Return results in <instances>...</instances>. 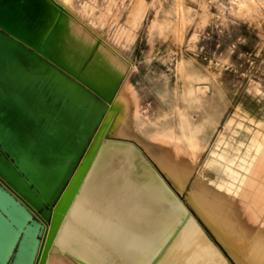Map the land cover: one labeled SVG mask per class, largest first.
I'll return each mask as SVG.
<instances>
[{"label": "bare ground", "instance_id": "bare-ground-1", "mask_svg": "<svg viewBox=\"0 0 264 264\" xmlns=\"http://www.w3.org/2000/svg\"><path fill=\"white\" fill-rule=\"evenodd\" d=\"M74 10L72 0H0V179L46 223L36 264L45 256V264H149L163 247L182 250V264H232L217 243L235 264H264V113L257 122L263 131L250 138L251 154L236 159H226L223 135L232 125L226 119L209 150V162L225 163L226 178L207 189L201 170L187 189L208 127H216L221 110L215 92L203 105L196 93L206 75L189 69L184 59L177 67L181 77H192L183 79L187 87L198 83L193 117L202 106L211 119L188 124L177 95L176 127L170 113L164 130L155 131L164 109L140 106L129 79L134 64ZM74 43L80 54L97 47L102 62L95 55L92 63L79 65L77 49L68 48ZM130 122L214 238L140 149L125 139H103L105 133L119 135ZM178 212L184 217L177 220ZM174 232L179 239L168 241Z\"/></svg>", "mask_w": 264, "mask_h": 264}, {"label": "rangeland", "instance_id": "rangeland-1", "mask_svg": "<svg viewBox=\"0 0 264 264\" xmlns=\"http://www.w3.org/2000/svg\"><path fill=\"white\" fill-rule=\"evenodd\" d=\"M72 3L75 6L74 13L79 16L84 14L85 19L92 21V26L101 36L108 39L125 58L134 63V68L131 67L133 70L130 69L129 79L136 88L141 107L146 109L167 107L174 102L177 95H181L185 85L187 86L184 78L177 72L182 59L187 61L189 69H196L198 72L201 70L200 73L206 75L204 80L198 81L200 86L204 85L203 89L196 93L203 105L207 97L215 92L221 110L216 127L208 130L207 147L189 175L185 185L187 189L201 170L204 180L208 183L207 189L213 188L215 183L226 178L223 170L225 163L220 167L217 163L207 161L205 157L221 136L223 125L229 117L232 119V125L226 135H223L228 141L227 152L232 159L247 152L251 154L252 147L249 146L251 136L254 132L263 131L257 122L263 119L264 113V0H72ZM88 25L91 26L89 23ZM81 29L84 32L88 30ZM75 43L68 45V48L72 46L74 48ZM96 48L94 50L92 47L91 51L88 50L90 46L86 47L89 52L84 48L85 52L80 54V48L77 49L75 46L76 62L79 61L78 64L85 67L94 61L93 57L96 55L94 58H99L95 60L101 63V55L94 53ZM86 53L89 54L85 56ZM44 54L53 60L50 57L52 55L46 52ZM78 54L85 58L83 63ZM198 83L197 81L190 83L191 89H196ZM176 89L179 92L177 95ZM140 94L144 95V102ZM116 95L117 93L114 97ZM160 97H169L167 105L160 103ZM236 112L246 113L252 120H242L240 116L232 114ZM171 122H177L176 113L171 117ZM103 136V139H128L125 136L108 133ZM223 161L226 162L225 159ZM153 164L157 168L155 163ZM174 190L189 213L195 216L205 232L214 238L186 200L185 191L178 192L176 187ZM182 217L183 214L178 212L177 220ZM51 225L52 220L49 227ZM217 245L225 257L235 264L228 252L219 243ZM165 252L166 250L157 253L158 256H162ZM46 258L47 256L42 264H45Z\"/></svg>", "mask_w": 264, "mask_h": 264}, {"label": "water", "instance_id": "water-1", "mask_svg": "<svg viewBox=\"0 0 264 264\" xmlns=\"http://www.w3.org/2000/svg\"><path fill=\"white\" fill-rule=\"evenodd\" d=\"M9 72L18 73L13 66ZM51 207L52 203L47 205L49 214ZM45 231L38 213L0 179V264H36Z\"/></svg>", "mask_w": 264, "mask_h": 264}, {"label": "crops", "instance_id": "crops-1", "mask_svg": "<svg viewBox=\"0 0 264 264\" xmlns=\"http://www.w3.org/2000/svg\"><path fill=\"white\" fill-rule=\"evenodd\" d=\"M129 64L133 65L134 63L131 62L129 60ZM185 80H191L192 77H189V75L184 76ZM134 86V84H132ZM194 91L195 89H191V84L188 85V87L186 86L185 90L183 93H181L180 95V100H183L184 102L180 103V107L182 108V112H183V116L185 117V120L188 124H192V123H198L199 121H201L202 117H206V113L204 111H206V109L203 111L202 106H200L196 112V116L197 117H193V95H194ZM178 90L176 89V95H177ZM136 94L135 91H133V89L130 90V96H134ZM141 96V100L142 102H144L143 98L144 95L140 94ZM169 97H160V103L162 105H167V102ZM152 102V101H151ZM185 103V104H184ZM187 103V106H186ZM173 104H169L167 105V107H163V106H158L163 108L164 110L161 112V117L159 118L160 121V125L154 126L152 129L155 131H159L162 132L164 130V124L163 123H169L170 119H169V114L170 113H174L175 109L172 108ZM208 110L210 111V107L208 104ZM208 111V113H209ZM173 116V115H172ZM209 118L211 119V115H207V119L209 120ZM195 119V120H194ZM173 127L175 128L177 125V122H172ZM126 129H123L122 131H120L119 136H125L128 137L127 140L128 142H130L131 144H133L134 146H136L138 149H140L141 153L143 154V156L145 157V159H147L148 161H152L153 163H155V165L157 166V168L154 166V164L150 161L151 165L154 167V169L159 173V175H161V177L163 178V180L168 184L167 186L171 189L174 190L175 187L172 185L171 181L168 180V174L164 172V170L155 162V160H158L157 156H154L153 154H156V152H151L149 150H147L144 146L145 139L143 140L141 135H140V130L138 128H135L132 126V122H130L129 124H126ZM214 128V127H213ZM212 127H208V130L213 129ZM208 133V132H207ZM208 137V134H207ZM207 145L205 146L204 150L200 153V155L197 157V159L200 158L201 154L205 151ZM210 150V149H209ZM209 153V151H208ZM210 154V153H209ZM208 160H210L209 155H207V157H205ZM226 159H231V156L227 155L226 153ZM204 168V167H203ZM162 173H160V172ZM191 174V173H190ZM168 179H167V178ZM174 188H172L171 186ZM175 191V190H174ZM179 239L178 234L177 233H172L171 237L168 239V241H174ZM170 242H167L166 245L169 246ZM166 250V252L162 255V256H158L159 253H157L158 251H163ZM157 252L153 253V260L150 261L149 264H182V250L180 249H169L167 247H163L161 249H159ZM115 256L117 255L116 253L114 254Z\"/></svg>", "mask_w": 264, "mask_h": 264}]
</instances>
